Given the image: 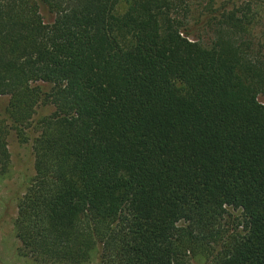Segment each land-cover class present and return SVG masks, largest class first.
I'll list each match as a JSON object with an SVG mask.
<instances>
[{"label":"trees","instance_id":"1","mask_svg":"<svg viewBox=\"0 0 264 264\" xmlns=\"http://www.w3.org/2000/svg\"><path fill=\"white\" fill-rule=\"evenodd\" d=\"M192 1L0 0V175L10 133L30 141L37 107H54L18 203L24 256L264 264L258 0Z\"/></svg>","mask_w":264,"mask_h":264},{"label":"rangeland","instance_id":"2","mask_svg":"<svg viewBox=\"0 0 264 264\" xmlns=\"http://www.w3.org/2000/svg\"><path fill=\"white\" fill-rule=\"evenodd\" d=\"M208 0H193L194 7L201 9L207 5ZM248 0H215L217 7L225 4L228 7L241 5ZM257 2V3H256ZM253 12L256 17L254 25V35L256 45L264 50V0L253 2ZM46 21L51 20V14L47 9H43ZM42 84V82H40ZM8 95L0 96V115L6 119V108L9 102ZM260 101L264 102V95L260 96ZM54 110L52 105H39L32 121L30 130V141L22 142L12 131L8 138L9 150L11 152V166L7 174L0 175V264H43L30 257L24 256L19 250V242L15 235L14 223L18 213V203L25 194L32 178L35 175L33 139L37 135L34 125L38 120ZM228 213L238 216L240 211L230 208ZM229 223L232 218L228 216ZM82 264H99V250H94L92 259ZM190 264H208L203 256H194Z\"/></svg>","mask_w":264,"mask_h":264}]
</instances>
